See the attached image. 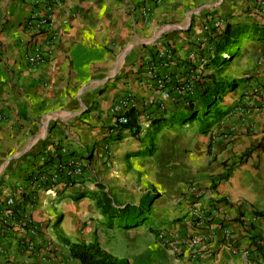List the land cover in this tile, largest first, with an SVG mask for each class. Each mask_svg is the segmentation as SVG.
I'll list each match as a JSON object with an SVG mask.
<instances>
[{
  "label": "crops",
  "instance_id": "1",
  "mask_svg": "<svg viewBox=\"0 0 264 264\" xmlns=\"http://www.w3.org/2000/svg\"><path fill=\"white\" fill-rule=\"evenodd\" d=\"M212 2L59 0L47 31L36 34L26 22L42 15L41 5L0 0V264H80L69 249L81 244L79 227L58 224L62 213L41 199L56 192L59 202L50 201L60 208L63 201L93 202L94 191H76L70 177L46 189L26 177L38 168L53 174L77 157L103 158L106 143L130 136L113 130L111 116L116 121L113 109L125 98L140 113L142 134L149 124L142 110L168 105L174 93L164 80L183 73L148 71L164 47L177 45L183 23L201 18ZM35 47L44 62L29 65L25 56ZM236 100L223 102L228 114L205 133L213 155L206 182L212 174L226 179L197 203L204 215L187 206L181 230L171 228L176 245L192 248L187 239L196 240L194 264H264V216L251 214L264 212V88ZM31 192L32 202L22 198Z\"/></svg>",
  "mask_w": 264,
  "mask_h": 264
},
{
  "label": "rangeland",
  "instance_id": "2",
  "mask_svg": "<svg viewBox=\"0 0 264 264\" xmlns=\"http://www.w3.org/2000/svg\"><path fill=\"white\" fill-rule=\"evenodd\" d=\"M212 3L210 7L203 9L201 18L183 23L186 26L180 33L182 35H179V41H176L178 46L172 43V46L168 44L164 47L163 53L168 52L172 56V65L167 70L162 69L163 72L168 71L169 75L172 68H180L183 73L177 79L164 80V88L169 89L174 86L171 81L178 80L174 90H170L173 91L174 98L168 105L161 103L163 108L160 111L151 108L142 110V120L147 124L151 119H169L172 113L179 110L177 101L183 100V95L187 94L193 82L201 79V76L213 74L217 79L233 82L237 86L223 97L226 103H235L237 98L245 96H255L264 88V39L253 38L252 34L239 36L229 47L228 54L224 56L228 64L220 74L205 67L207 55H212L211 38L208 35L210 29L219 26V33L227 23H260L263 21L261 15H264L260 6L255 0H213ZM232 51L237 52L234 58L229 56ZM159 60L158 63L162 58ZM157 70L159 66L156 72ZM111 116L114 126L115 115L112 113ZM147 135L153 138L154 143L150 154L144 152L149 147ZM206 140L208 141V136L201 133L197 123L184 126L166 124L158 131L143 125L139 138L128 136L114 140L113 144L106 143L103 158H93L91 163H85L79 157L74 159L81 165V174L70 177L75 183L76 191L84 188L96 192L95 183L98 182L107 188L109 195L121 207L138 206L144 197L153 193L148 206V220L139 222V225L121 228L115 221L107 222L91 201H63L60 208H57V205L54 207L55 199L50 201V197H53L46 192L41 201L49 203L53 210L62 213L58 224H75L79 227L81 244L96 242L125 264H194L192 251L195 248H186V243L174 244L170 235L171 228L181 230L183 227L185 218H181V214L187 206L191 207L193 213L202 215L204 210L198 208L199 202L194 204L195 201L201 196L213 194L214 187L211 183L217 180L214 178L216 174L210 175L208 182L205 179V171H211L213 166V155L206 154ZM195 185L200 191L197 197L189 192ZM54 195L56 202H59L58 193L55 192ZM64 196L66 195L61 197ZM197 221L196 219L191 224ZM192 239L194 238L190 237L187 240Z\"/></svg>",
  "mask_w": 264,
  "mask_h": 264
},
{
  "label": "trees",
  "instance_id": "3",
  "mask_svg": "<svg viewBox=\"0 0 264 264\" xmlns=\"http://www.w3.org/2000/svg\"><path fill=\"white\" fill-rule=\"evenodd\" d=\"M264 16V15H263ZM217 28H211L209 32V38H211V49L212 55L209 53L206 58L207 63L205 67H210L217 74H220L225 70L228 60L225 59V55L229 52V47L243 34H252L253 38L264 39V20L260 23H236V24H225L222 26V31L217 33ZM232 58L237 56V52L232 51L229 56ZM174 90L176 82L173 81ZM237 86L233 82H228L226 80L217 79L213 74L201 76V79H197L193 82L192 87L187 94L183 95V100L177 101L179 110L172 113L169 119H152L149 121L148 127L152 130L158 131L162 125H181L194 124L199 125V130L201 133L208 132L214 125L219 123L223 117L228 114V110H224L223 100L229 92L235 90ZM222 100V101H221ZM181 102V103H180ZM125 117L127 119L126 123L120 124L118 121L115 122V127L113 130L121 131L125 130L129 133L131 137L139 138L141 134L140 125V113L135 108H129L125 111ZM149 137L148 145L149 147L145 149L146 154H150L154 149L153 138ZM207 154H210V145L207 147ZM243 158V157H242ZM231 168V167H230ZM57 174L59 177V182H63L65 176L61 170L57 169ZM47 170H38L30 173L26 180L32 184L37 183L40 187L46 189L48 186H52L49 182L51 176ZM226 176H218L216 181L211 183V186L215 188L222 179H226ZM44 178L43 182L40 180ZM65 183H68L66 180ZM72 185L74 182H71ZM196 186V185H195ZM97 191L90 194L91 199L94 202L96 209L101 212L105 217L107 222L115 221L117 226L121 228H130L135 225H139V222H145L148 220V213L150 212L148 206L151 201L150 193L142 199L140 205H117L115 199L105 191L103 185L96 184ZM33 192L29 193L27 196H23L24 200L30 202L33 196ZM193 195V194H191ZM194 196V195H193ZM83 197H76V200ZM203 197L201 196L198 201H201ZM219 201V200H218ZM251 214L254 217H263L264 212L252 211ZM252 243L255 244V250L262 252V247L256 245L255 239L252 238ZM70 254L73 259H76L80 264H125L112 256L107 251L103 250L98 243L91 242L87 244H70L69 245Z\"/></svg>",
  "mask_w": 264,
  "mask_h": 264
},
{
  "label": "built area",
  "instance_id": "4",
  "mask_svg": "<svg viewBox=\"0 0 264 264\" xmlns=\"http://www.w3.org/2000/svg\"><path fill=\"white\" fill-rule=\"evenodd\" d=\"M58 1L59 0H33L35 4L41 5L42 15H40L39 17L30 18L26 22L28 29L36 34H41L42 31H47L51 23V11ZM255 1L260 6L261 13H264V0H255ZM162 56L164 57L160 56V59L162 58V60L158 65L159 69L167 70L172 65V56L168 52H165V55L162 53ZM25 59L29 65H36V64L44 62L43 55L40 49L37 47H35L32 52L28 53L25 56ZM156 69L157 68H152L151 70L148 71L147 74L150 77L154 76ZM158 86H160V84ZM129 108H132V107L126 98L121 100L120 103L116 107H114L113 112L117 115L116 121H118V123L120 124L126 123L127 119L124 114H125V111ZM59 170L62 171L65 177H72L74 175L81 174V165L77 162H70V163H67L66 165H60ZM57 179H58V175L53 174L49 181L52 183V185H54L57 182ZM44 180L46 179L42 178L40 181L43 182ZM189 192L196 197L200 194L199 187L197 186H192ZM52 197L55 198V195ZM8 203L12 204V201H9ZM191 242L192 243L190 244V247L193 248L197 244L196 240L192 239Z\"/></svg>",
  "mask_w": 264,
  "mask_h": 264
}]
</instances>
